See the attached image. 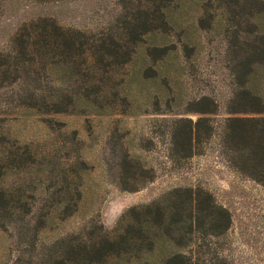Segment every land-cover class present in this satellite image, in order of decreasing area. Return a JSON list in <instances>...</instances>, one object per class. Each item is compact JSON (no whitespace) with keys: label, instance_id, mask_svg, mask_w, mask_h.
Instances as JSON below:
<instances>
[{"label":"rangeland","instance_id":"374dc122","mask_svg":"<svg viewBox=\"0 0 264 264\" xmlns=\"http://www.w3.org/2000/svg\"><path fill=\"white\" fill-rule=\"evenodd\" d=\"M177 1L166 26L170 0H0V186L19 208L0 212V264L158 211L166 244L121 264H264V164L229 125L264 118V0Z\"/></svg>","mask_w":264,"mask_h":264},{"label":"trees","instance_id":"16d2710c","mask_svg":"<svg viewBox=\"0 0 264 264\" xmlns=\"http://www.w3.org/2000/svg\"><path fill=\"white\" fill-rule=\"evenodd\" d=\"M176 5L173 7L174 2ZM171 4L165 6L162 11H160V19L166 26H170L174 23L173 8L179 9L181 7V2L177 0H170ZM262 12L256 13L257 20L261 21L263 19ZM151 19L147 17L144 25L147 30L146 35L150 33L149 27L151 24ZM63 37L62 34L48 35V39L44 42H59ZM261 53L264 54V48H258ZM264 70V63L257 62L256 66L250 68V74L254 76H259L261 71ZM262 113V111L258 112ZM229 125L235 136L244 145H249L255 149V158L257 157L260 163L264 164V118L262 119H248V118H231L229 119ZM6 165L0 162V183L1 180L6 175ZM251 177H257L264 182V173L261 178H258L256 174H251ZM14 195L8 190L0 186V212L3 217H11L13 212L17 209L14 205ZM190 217H193L194 212V201L190 200ZM147 210H152L147 208ZM147 211H145L146 213ZM158 221L150 222L148 219L135 218V222L127 226L124 234L118 235L113 240H107L104 245L94 244L86 245L80 244L78 247H72L70 251L67 252L66 256L61 258H54L48 264H121L120 260L122 257L133 253L134 251H148L156 252L161 246L160 244H166V241H162L161 233H168L169 230L173 231L166 225L165 212L158 211ZM162 216V217H161ZM192 221V219H190ZM134 221V220H133ZM186 222V221H185ZM186 224V223H185ZM193 223L190 222V227ZM4 226L0 225V229ZM165 229V232L162 231ZM191 229V228H190ZM163 247V246H162ZM164 249V247H163ZM185 257L181 253L172 252L167 258V264H183ZM188 264V263H186Z\"/></svg>","mask_w":264,"mask_h":264}]
</instances>
